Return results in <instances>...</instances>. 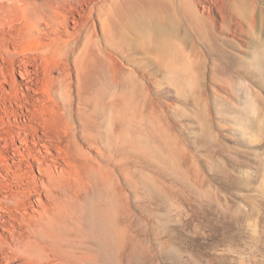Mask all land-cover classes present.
<instances>
[{"label": "rangeland", "instance_id": "1", "mask_svg": "<svg viewBox=\"0 0 264 264\" xmlns=\"http://www.w3.org/2000/svg\"><path fill=\"white\" fill-rule=\"evenodd\" d=\"M16 1L0 0V12ZM185 1L205 41L179 15L164 50L135 24L110 51L118 83L100 87V136L82 161L114 172L128 216L112 245L105 228L99 246L87 238L98 264H264V0ZM26 106L10 102L4 129L36 117ZM115 116L130 119L120 150Z\"/></svg>", "mask_w": 264, "mask_h": 264}, {"label": "bare ground", "instance_id": "2", "mask_svg": "<svg viewBox=\"0 0 264 264\" xmlns=\"http://www.w3.org/2000/svg\"><path fill=\"white\" fill-rule=\"evenodd\" d=\"M30 1L0 12V258L4 264H98L87 238L98 245L105 228L112 245L122 228L118 215L128 216L114 172L82 161L87 144L100 136V87L118 83L110 51L118 52L135 24L164 50L179 15L199 40L208 37L198 17L187 16L185 0ZM20 95L36 117L24 116L12 134L3 126L9 121L12 128L8 105ZM122 102L129 112L131 97L123 94ZM114 123L120 150L128 143L130 119L115 116ZM123 173L128 176V169Z\"/></svg>", "mask_w": 264, "mask_h": 264}]
</instances>
